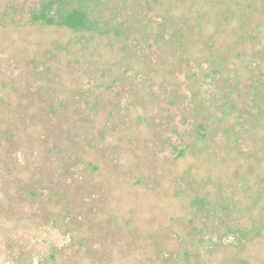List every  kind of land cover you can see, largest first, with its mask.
Masks as SVG:
<instances>
[{
    "label": "rangeland",
    "instance_id": "obj_1",
    "mask_svg": "<svg viewBox=\"0 0 264 264\" xmlns=\"http://www.w3.org/2000/svg\"><path fill=\"white\" fill-rule=\"evenodd\" d=\"M89 1L0 0V264H264V0Z\"/></svg>",
    "mask_w": 264,
    "mask_h": 264
},
{
    "label": "trees",
    "instance_id": "obj_2",
    "mask_svg": "<svg viewBox=\"0 0 264 264\" xmlns=\"http://www.w3.org/2000/svg\"><path fill=\"white\" fill-rule=\"evenodd\" d=\"M89 2V0H39L38 11L33 13L32 19L72 31H94L98 28L97 21L90 11ZM262 108L264 109V106Z\"/></svg>",
    "mask_w": 264,
    "mask_h": 264
}]
</instances>
